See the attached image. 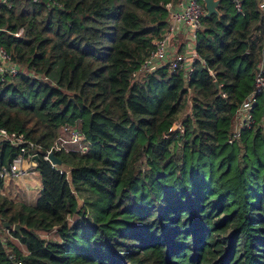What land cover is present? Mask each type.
I'll return each mask as SVG.
<instances>
[{"label": "trees", "instance_id": "16d2710c", "mask_svg": "<svg viewBox=\"0 0 264 264\" xmlns=\"http://www.w3.org/2000/svg\"><path fill=\"white\" fill-rule=\"evenodd\" d=\"M52 1L0 0V46L36 76L0 78V126L44 151L65 126L89 145L54 153L68 176L39 155L34 206L0 180V228L26 227L10 233L27 252L0 239V264H264L262 99L234 136L264 47L260 1L220 0L201 19L188 78L139 72L181 0ZM15 154L4 145L0 164Z\"/></svg>", "mask_w": 264, "mask_h": 264}, {"label": "built area", "instance_id": "2783aa9c", "mask_svg": "<svg viewBox=\"0 0 264 264\" xmlns=\"http://www.w3.org/2000/svg\"><path fill=\"white\" fill-rule=\"evenodd\" d=\"M39 1L40 0H33V2ZM48 1H51L53 6L57 5L52 0ZM204 1L205 0H181L176 5H166V9L170 15L169 28L164 36L159 41L154 43V52L142 64L139 72H149L161 67L162 64H166L164 66H167L169 71H184V76L186 78L189 77L192 72V65L198 58L197 53L195 52V46L193 49H187L185 53H175L168 62H164L163 60L167 54L165 52L166 44L172 38L179 25L189 26L192 30V37L195 41L196 33L201 28V19L205 14ZM259 1V6L264 12V0ZM1 2H5V0H1ZM232 2L237 12H240V1L232 0ZM16 35L18 36L19 34ZM20 74L29 77H36L22 70L12 61L11 56L6 52V50L0 46L1 80L3 81L7 77H14ZM253 84V91L236 110L234 118L235 137L240 135L241 130L250 128L255 124L253 108L257 104L258 97L262 99L260 122L264 127V47L256 69ZM4 145L14 148L16 150V154L9 162L0 164V180L2 183L3 181L9 179L21 180L30 178L37 172V160L35 158H39V155L43 153V159L51 164L48 159V155L50 153L69 154L71 152H76L83 154L87 152L89 144L78 130L65 126L60 130L59 135L55 139L51 148L44 151L41 145L26 138L23 133L9 132L0 126V149ZM51 166L57 168L60 173H65L66 176L69 175L68 169L64 168L62 165L58 166L51 164ZM0 230H3L8 237L14 238L10 233V231L12 232L11 229L0 228Z\"/></svg>", "mask_w": 264, "mask_h": 264}, {"label": "crops", "instance_id": "0c3cea01", "mask_svg": "<svg viewBox=\"0 0 264 264\" xmlns=\"http://www.w3.org/2000/svg\"><path fill=\"white\" fill-rule=\"evenodd\" d=\"M194 43L195 41L192 37V30L189 28V26L179 25L176 28L172 38L166 44L165 52L167 54L165 55L163 61L168 62L175 53H185L187 49H193ZM164 65L166 64H162L161 66ZM41 189V178L38 172H36L34 175L27 179H9L3 181L1 194L15 204L34 206L40 195ZM0 239L4 242L11 243L16 248L17 246L15 245V242L21 245L17 239L8 237L3 230H0ZM18 250L24 255L27 254L25 248Z\"/></svg>", "mask_w": 264, "mask_h": 264}, {"label": "water", "instance_id": "95a60500", "mask_svg": "<svg viewBox=\"0 0 264 264\" xmlns=\"http://www.w3.org/2000/svg\"><path fill=\"white\" fill-rule=\"evenodd\" d=\"M219 3H220V0H205L204 1L205 14L203 17L209 18L212 15H219V12H218ZM163 67L165 66H161V68ZM154 71L155 70H152L151 72H154ZM215 88L216 90L220 91V87L217 82H215ZM173 129L175 130L176 126H174ZM35 159L38 160L37 157ZM48 159L53 165H58V166L62 165V161L57 156H55V154L53 153H50L48 155ZM3 227L6 229L10 228V226L7 223H3ZM25 229L26 227L21 226L20 223H16L11 227L12 232L18 235H21V231Z\"/></svg>", "mask_w": 264, "mask_h": 264}, {"label": "rangeland", "instance_id": "374dc122", "mask_svg": "<svg viewBox=\"0 0 264 264\" xmlns=\"http://www.w3.org/2000/svg\"><path fill=\"white\" fill-rule=\"evenodd\" d=\"M57 76V73L55 72V73H53L52 74V79H54L55 77ZM72 148H73V146H72ZM84 197H88V195H85V194H83L80 198H79V204L81 205L82 204V200H83V198ZM41 236H42V238H44V239H55L56 238V236H55V233L54 232H48V233H41ZM11 244V243H10ZM12 245V244H11ZM15 245L17 246V248L18 249H23L24 247H22L21 245H19L17 242H15Z\"/></svg>", "mask_w": 264, "mask_h": 264}]
</instances>
